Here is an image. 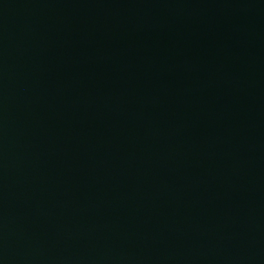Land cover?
Listing matches in <instances>:
<instances>
[{"label": "water", "instance_id": "obj_1", "mask_svg": "<svg viewBox=\"0 0 264 264\" xmlns=\"http://www.w3.org/2000/svg\"><path fill=\"white\" fill-rule=\"evenodd\" d=\"M0 264H264V0H0Z\"/></svg>", "mask_w": 264, "mask_h": 264}]
</instances>
